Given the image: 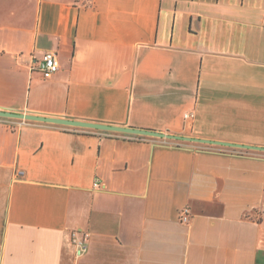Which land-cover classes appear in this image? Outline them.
<instances>
[{"label": "crops", "instance_id": "0c3cea01", "mask_svg": "<svg viewBox=\"0 0 264 264\" xmlns=\"http://www.w3.org/2000/svg\"><path fill=\"white\" fill-rule=\"evenodd\" d=\"M0 111L264 147V0H0ZM0 264H264V151L0 118Z\"/></svg>", "mask_w": 264, "mask_h": 264}, {"label": "water", "instance_id": "95a60500", "mask_svg": "<svg viewBox=\"0 0 264 264\" xmlns=\"http://www.w3.org/2000/svg\"><path fill=\"white\" fill-rule=\"evenodd\" d=\"M0 118L36 121V122L49 123V124L68 126V127L93 129V130L109 131V132H120V133H127V134L140 135V136H150V137L166 138V139H172V140L190 141V142H198V143L214 144V145H221V146H227V147L264 151V147L231 144V143L220 142V141H210V140L197 139V138L185 137V136H180V135H171V134L158 133V132L142 130V129H134V128L114 126V125H105V124H100V123H92V122H87V121H80V120H73V119H66V118L46 117V116H41V115L15 113V112H9V111H0Z\"/></svg>", "mask_w": 264, "mask_h": 264}, {"label": "built area", "instance_id": "2783aa9c", "mask_svg": "<svg viewBox=\"0 0 264 264\" xmlns=\"http://www.w3.org/2000/svg\"><path fill=\"white\" fill-rule=\"evenodd\" d=\"M34 70L38 71L44 79L52 77L59 70V64L56 58V54L52 51H47L43 54L40 62L34 66ZM190 115H185L184 118H188ZM19 176L22 174L19 172ZM99 183L95 182L94 187H98ZM189 218L188 210H183L180 214V221L182 223L187 222ZM90 234L81 230H74L71 233L72 245L76 248V254L80 256L88 249V242Z\"/></svg>", "mask_w": 264, "mask_h": 264}]
</instances>
